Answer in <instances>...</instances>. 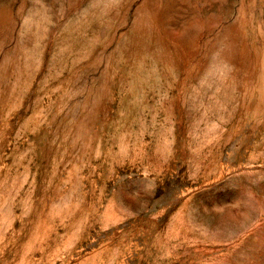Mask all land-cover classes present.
<instances>
[{
	"label": "rangeland",
	"instance_id": "rangeland-1",
	"mask_svg": "<svg viewBox=\"0 0 264 264\" xmlns=\"http://www.w3.org/2000/svg\"><path fill=\"white\" fill-rule=\"evenodd\" d=\"M0 264H264V0H0Z\"/></svg>",
	"mask_w": 264,
	"mask_h": 264
}]
</instances>
